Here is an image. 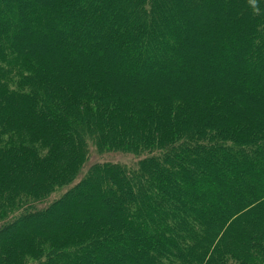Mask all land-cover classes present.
I'll return each instance as SVG.
<instances>
[{
	"label": "trees",
	"instance_id": "1",
	"mask_svg": "<svg viewBox=\"0 0 264 264\" xmlns=\"http://www.w3.org/2000/svg\"><path fill=\"white\" fill-rule=\"evenodd\" d=\"M263 101L264 0H0V264H264Z\"/></svg>",
	"mask_w": 264,
	"mask_h": 264
},
{
	"label": "rangeland",
	"instance_id": "2",
	"mask_svg": "<svg viewBox=\"0 0 264 264\" xmlns=\"http://www.w3.org/2000/svg\"><path fill=\"white\" fill-rule=\"evenodd\" d=\"M261 106H264V101L261 104ZM137 159L138 156L131 153L119 152V151H107L98 154L97 151L93 149L89 155L87 163L89 164L95 161H111V162L125 163L127 165H134ZM63 191L64 189L59 190L55 194L50 195L48 199H53L58 197ZM60 219L63 220V218L61 217Z\"/></svg>",
	"mask_w": 264,
	"mask_h": 264
},
{
	"label": "clouds",
	"instance_id": "3",
	"mask_svg": "<svg viewBox=\"0 0 264 264\" xmlns=\"http://www.w3.org/2000/svg\"><path fill=\"white\" fill-rule=\"evenodd\" d=\"M249 3L253 7L254 10L257 9V0H249Z\"/></svg>",
	"mask_w": 264,
	"mask_h": 264
}]
</instances>
